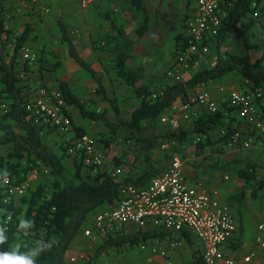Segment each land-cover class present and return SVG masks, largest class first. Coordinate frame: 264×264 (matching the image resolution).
Segmentation results:
<instances>
[{
  "label": "trees",
  "instance_id": "trees-1",
  "mask_svg": "<svg viewBox=\"0 0 264 264\" xmlns=\"http://www.w3.org/2000/svg\"><path fill=\"white\" fill-rule=\"evenodd\" d=\"M193 1L195 3V0H190L191 3ZM7 3L8 0H0V173L10 178L15 185L26 184L37 171H46L48 180L44 183L33 180L24 197L9 203L5 202L4 190L0 187V230L4 229V234L8 238L0 245V251L9 252L17 245L20 246L19 253L39 249L35 264H70L68 259L70 252L76 240L83 235L86 223L101 209L117 205L120 187L123 184L146 188L167 168L166 166L160 171L154 167L141 175L129 171L126 173L122 168H118V165L123 163L119 158L115 160L116 167L113 168L106 165L102 169L90 167L86 165V156L82 153L78 152L75 155L69 153L68 146L74 140L89 135L95 125L101 124L105 132H101L100 138L96 140L102 146L100 148L107 159L113 145L125 140L121 136H126L125 141L129 145L133 143L131 146L139 147L142 154L153 152L158 145L161 149L167 142L183 147L186 140L195 144L198 139L201 140L195 144L198 153L204 152L207 148L214 149L219 144L228 147L232 137L241 127L236 108L229 102H223L215 114L209 112L201 114L193 120L188 129L181 128L167 136L147 138L144 136L145 127L160 122L165 114L179 104L197 106L196 92L199 89L229 76H238L242 79V86L247 89L245 93L252 94L258 88H263L264 92V39L262 44H254L247 36L256 25L255 15L261 16L264 12L261 8L264 0H224L220 28L204 39L210 51L211 47L217 50L214 66L200 70L183 82L164 85L160 90L143 84V72L127 71L128 51L134 42L113 23L111 27L113 36L102 38L101 50L116 55L115 69L118 77L134 91L139 102V106L128 120L122 118L116 103L108 98L101 76L93 69L91 56L85 57L79 53L69 30L60 21L59 37L65 49L66 62L82 70L89 83L94 84L96 94L102 101L109 102L113 120L109 118V110L105 109L103 112L89 110L66 80L58 81L57 89L44 86L42 89L61 94L66 104L64 114L71 119L73 125L70 140L66 139V143L64 142L65 147L60 150L54 149L45 138L60 133L59 130L40 124L37 116L27 110L28 102L36 97L39 90L36 92L23 83L25 79L28 80V75L33 73V67L43 62V58L37 52V59L34 62L26 61L22 53L31 41L34 27L27 23L22 33L15 35L12 43L9 40L6 42L5 38L11 32L7 21ZM130 3L144 17L143 25L137 30L138 38L142 39L149 31V15L145 8V0H130ZM191 16L192 14H187L182 20V29L186 34L181 33L177 36L174 55L179 60L188 55L191 47V38L187 35V22ZM233 33L236 34L237 40L244 42L241 44L244 45V49L239 54L230 53L225 49ZM259 52L260 57L257 56ZM207 56L204 54L193 55L190 58L188 56L185 65L189 71H193L197 61ZM61 65L54 64L52 72L56 74V69ZM42 71L49 70L45 67ZM23 73L26 75L25 79L21 78ZM73 110L80 114L83 121L93 125H89V128L80 126L72 115ZM261 111L264 113V99ZM130 134L132 138H129ZM172 155L171 153V159ZM234 164L238 167L236 176L244 182L245 190H253L252 199L263 198L264 177L259 176L256 164L249 159H240ZM117 169L123 170L121 176H115ZM244 198L245 192L234 197L238 204ZM22 220L26 227H21ZM124 228H131V231L116 230L102 237V244L85 264H97L101 257L113 252L119 254L129 249L154 247L156 243L165 244L167 237L183 240L194 251L192 264H204L203 248L202 246L195 248V238L188 230L174 235L153 228L145 230L132 226ZM240 235L238 243L242 245L243 228ZM147 262L146 264H155Z\"/></svg>",
  "mask_w": 264,
  "mask_h": 264
},
{
  "label": "rangeland",
  "instance_id": "rangeland-1",
  "mask_svg": "<svg viewBox=\"0 0 264 264\" xmlns=\"http://www.w3.org/2000/svg\"><path fill=\"white\" fill-rule=\"evenodd\" d=\"M105 1L107 0H99L91 6L84 7L81 0H39V3L35 7H32L31 4H25V2L24 4H14L11 3V0H8L6 5L8 9L7 21L8 28L11 32L5 40L6 42L9 40V42L12 43L15 40V35L22 33L27 23L32 24L34 32L27 48H29L31 52H35V54L37 52L38 55L43 58V62L41 61L33 67V73L28 75V80L25 79L23 84L29 85L37 92L44 86L46 88L57 89V82L66 80L73 88L76 96L86 103L89 110L100 112H103L105 109L109 110V118L113 120V111L109 102L102 101V99L96 94L94 84L92 82L89 83V79L82 70L66 62L65 49L59 37V22L62 21L69 30L70 36L79 53L83 54L85 57L91 56L93 69L101 76L107 89L108 98L116 103L122 118L128 120L131 113L139 106V102L136 99L134 91L128 88L118 77L114 59L116 55L111 56V53L113 52H105L101 50V44H103L102 38L107 37L104 32L110 29V25L106 26L107 20L105 19V16L107 14L103 13L101 15L102 6ZM115 1H117L114 5L116 8L119 6L122 7L123 10L127 8L126 12L124 11L121 14V18L126 21V23H124L126 28L124 32H128L129 34H132L133 31L136 32L135 27L138 23V14L136 15L134 13L130 0ZM161 1L163 2L162 8H160L161 14L174 12L173 14L178 16L181 13L180 10L183 6L182 0ZM186 3L188 6H191L190 11L193 12L195 8L194 1L191 3L190 0H186ZM186 3L184 4L186 5ZM171 5L173 6L172 10L168 9ZM129 8H132L131 12L128 11ZM261 8L264 10V3L261 5ZM134 15H136L135 18ZM124 17H126V19H124ZM255 19L256 25L249 31L247 36L254 44H262L264 39V12H262L261 16L259 15ZM180 25L183 27L182 21ZM169 26H171V24L167 26L166 31H168L171 36L176 29L169 28ZM235 36V33L231 35L229 43L225 49L230 53L239 54L244 49V45H241L244 42L242 40H237ZM175 51L176 49L172 52V60H170V62L166 63L165 61L162 62L157 60L153 64L151 63V66L153 67L150 68V70H148L149 68L145 69L147 78L144 85H149L155 88V90H160L164 85L178 81L183 82L200 70L213 67L217 58V50L214 47H211L208 56L197 61L193 71H189L188 66L178 62L179 58L175 57ZM257 56L260 57L261 53H257ZM58 63H61L62 65L56 69L57 72L55 74L52 72L54 68L53 65ZM145 63L148 64L149 62L145 61ZM131 64L133 66L139 64L136 55L133 59L131 58ZM42 67L48 68L49 71L43 72ZM158 67L163 70L160 73L163 74V76L159 75L156 80L154 79L155 82H152L153 80L151 81L150 79L151 72ZM242 84L243 81L240 77L229 76L215 83V85L209 89V93L218 103L220 108L223 101L227 100L231 90L241 92L247 91ZM220 89H224L226 93H220ZM199 93L198 90L196 96ZM203 113H206V110L199 106L190 109L188 112L190 121H193ZM72 115L80 126L84 125L86 128H89V125H93L83 121L77 111L73 110ZM191 124L192 123H190V125ZM243 124L244 123L241 122V130L239 129L242 136L241 140L247 142H251L252 140L254 142L252 148H244L239 143L232 147L230 145L227 147L225 144H219L214 149L209 148L205 150L203 153V160H199L200 162L190 163L189 160L187 162L188 166L196 164L197 166L195 169L204 174H207L208 172V170L205 169L207 167L211 169L213 166H216L217 168L223 166V172H217L219 176L216 175V172H213L212 178H216L217 176V179H221L220 181L222 183H226L220 184L219 190L224 192V194H227L228 192L226 195L227 203L231 205L237 224V232L234 235L233 240L226 246L225 251L229 256L234 258H241L251 253L255 256L253 264H264V250L259 249L256 245L257 237L262 236V233L259 231V226L264 224V197L259 200L252 199L253 190H245L244 184H242L243 181L236 176L238 167L234 164V162L240 159H249L252 162L255 160V164L258 166L259 176L264 177V142L261 141V139L259 141V138L253 134L251 129L248 132H245L244 126L242 128ZM190 125L186 123L185 129H188L187 127H190ZM145 129L144 136L147 138L167 136L173 133L171 128L164 126L161 122L146 125ZM90 132L92 133L89 135L97 139L100 138L99 134L101 132H105V129L102 128L101 124H98L95 125L94 130H91ZM121 138L127 141L126 136H121ZM129 138H132V134L129 135ZM45 139L54 147V149L57 150L64 148L67 141V137L60 133L46 136ZM125 140H120L111 148L112 150L108 154L107 159L109 167H116L115 160L119 158L123 160V163L119 164L118 168H122L126 173L129 171L132 174L138 173L141 175L146 171H150L154 167L155 169L162 171L171 163V153L162 152L159 145L153 152L142 154L140 153L139 147L131 146L133 143L129 145ZM178 151H180L186 160L188 158L195 160L194 157L197 155L196 145L193 141L186 140L183 147H178ZM190 155H192V157H189ZM32 176L39 182L44 183L48 180L46 171H37L33 173L31 177ZM226 177L229 178V181H225ZM189 181V184H194L192 179H189ZM243 192H245V198L238 204L234 197L239 196ZM95 216L96 215H93L92 217L90 216V221L86 223L83 235L76 240L68 258L70 264L87 263L95 254L96 249L102 244V237L108 234V232H116V230L122 231L123 229L127 232L131 231V228L104 227L107 229L106 232H99L95 224ZM241 228L244 230L243 239H241L242 245L238 243V240L241 237ZM156 245L160 248L166 247V245L162 243H156ZM184 245V248L181 250L169 251L170 259L174 264L193 263L194 251H192L186 243H184ZM198 247L199 246H195V248ZM147 261H150L149 255L144 254L143 252L141 253L138 249H129L128 251L119 254L113 252L105 255L99 259L97 264H146L148 263Z\"/></svg>",
  "mask_w": 264,
  "mask_h": 264
},
{
  "label": "built area",
  "instance_id": "built-area-1",
  "mask_svg": "<svg viewBox=\"0 0 264 264\" xmlns=\"http://www.w3.org/2000/svg\"><path fill=\"white\" fill-rule=\"evenodd\" d=\"M14 4H31L35 7L39 0H11ZM99 0H81L84 7L91 6ZM224 0H195V8L191 18L187 22V35L191 38V47L188 55L180 58L181 64H186L188 56L210 53V47L204 39L214 34L221 25L222 6ZM255 17H258L256 14ZM26 61L34 62L37 59L35 52L29 48L23 49ZM25 79V73L21 74ZM220 93L225 94L224 89ZM225 98V97H224ZM264 99L263 88H258L252 94L231 90L227 100L236 108L237 116L247 125L253 134L264 142V113L261 111V103ZM196 104L206 108L209 113L215 114L219 110L218 103L212 95L205 91L196 97ZM66 104L57 91L41 89L34 99L28 102L27 110L37 116L38 122L52 126L70 140V132L73 130L71 119L64 114ZM190 106L177 105L165 114L160 122L173 131L181 129L182 122L190 121L188 112ZM238 131L232 137L230 146L239 143L242 147L250 149L254 142L241 140ZM201 142L198 139L196 143ZM99 142L90 135L82 136L74 140L69 146L70 154L78 152L86 156V165L98 169L105 167V157ZM164 152L173 155L171 163L164 172L154 178L146 188H138L133 185L123 184L120 187L117 205L113 208H104L95 215V224L100 232H106L104 227H136L140 230L148 228L179 234L188 230L201 243L203 248L204 264H253L254 254H247L241 258L229 256L225 248L233 240L237 232V224L232 209L221 203V195L218 191L197 189L189 184L186 174L187 160L178 151L175 143H164L161 146ZM175 152V153H174ZM122 169L115 171V176H121ZM33 176L23 185H15L10 178L0 173V187L4 190L6 203L26 195ZM228 180V178H227ZM262 236L256 239V245L264 250V224L259 226ZM166 247H142L144 254L150 256V262L155 264H173L169 251H178L184 248V241L167 237L164 241ZM159 258V259H158Z\"/></svg>",
  "mask_w": 264,
  "mask_h": 264
},
{
  "label": "crops",
  "instance_id": "crops-1",
  "mask_svg": "<svg viewBox=\"0 0 264 264\" xmlns=\"http://www.w3.org/2000/svg\"><path fill=\"white\" fill-rule=\"evenodd\" d=\"M117 3V1L115 0H107L105 1L102 6V13L101 15L107 14L105 16L106 21V26L110 25V29L107 30L105 33V35L109 36H113V31L111 29L112 24L114 23L116 26H118L119 28H121L123 31H125V24L126 21L123 20L121 18V14L125 11L126 9L123 10L122 7H118L116 8L114 5ZM183 6L181 8V13L177 16L174 15V12H170V13H163L161 14L160 8H162V4L163 2L161 0H145V8L147 10V13L149 15V31L146 33V35L142 38L139 39L137 36V30L143 25L144 23V17L142 14H140L139 12H137L134 8L133 11L134 13L137 15V24L135 27L136 32H132V34H129L128 32H124L128 38H131L134 42L133 47L128 51V62H127V71L129 72H133V71H141L143 72V76H144V81L143 84L146 83V78L147 75L145 73V69L149 68L148 70H150V68H152L153 66H151L155 61L160 60L162 62H170V60H172V52L174 49H176V45H177V33L178 35L181 33L186 34L183 31V27L180 25L182 19L185 17V15L187 14H192L193 12L190 11V7L188 6V4L186 3V0H182ZM186 3V5L184 4ZM131 4V3H130ZM132 6V5H131ZM172 5L168 7V9L172 10ZM195 7V6H194ZM105 8V9H104ZM118 9V10H117ZM132 9V8H131ZM131 9L129 8L128 11L131 12ZM189 9V10H188ZM188 10V11H187ZM185 11V12H184ZM187 12V14H186ZM176 13V12H175ZM109 15V16H108ZM136 15H134V18L136 17ZM124 19H126V17H124ZM171 24V26H169V28H175L176 31L172 33V35L170 36V34L168 33V31H166L167 26ZM115 55L114 53H111V56ZM135 55L138 58L139 64L137 65H132L131 64V58L133 59V57H135ZM116 57V56H115ZM158 57V59H157ZM115 59V58H114ZM145 61L149 62L148 64L145 63ZM152 63V64H151ZM159 66V65H157ZM163 70L160 69L159 67L157 69L152 70V74H151V81L155 82V80L157 79V77H159V75ZM155 79V80H154ZM161 81V80H160ZM159 81V82H160ZM151 84V83H148ZM215 84H212L208 87L205 88H201L199 89V92H210L209 89ZM149 86V85H147ZM196 106H190V109L195 108ZM203 108V107H200ZM206 110V112H208V110L206 108H203ZM241 121V120H239ZM193 121H188V122H182L181 128L185 129L186 128V123L190 125V123H192ZM242 122V121H241ZM243 123V122H242ZM244 126V131L248 132L250 130V128L248 126H245V124L242 125V128ZM189 128V127H187ZM241 128V127H240ZM241 130V129H240ZM209 149V148H207ZM205 149V150H207ZM204 150V152H205ZM197 155L195 158V160H193L192 158H188L187 161L189 160V162H200L199 160H203V153H198V151L196 150ZM189 157H192V155H190ZM219 157V156H218ZM255 161V160H254ZM253 161V162H254ZM255 163V162H254ZM106 166H108V164L106 163ZM197 165L192 164V166H188V163L186 165V174L188 176V179H192L194 181V184H190V186L197 188V189H204L207 191H218L221 195V203H223L224 205H228L231 207V205L229 203H227V199H226V195L228 194H224V192H221L219 190L220 184H226V183H222L220 180L221 179H217L218 173L224 170L223 166H220L219 168H217L216 166L211 167V169H209V167L205 168L208 170L207 174H204L203 172L200 173L199 170L195 169ZM203 166H207V165H203ZM258 169V166H257ZM213 172H216V178H212V174ZM128 173V172H127ZM35 178V177H34ZM32 178V179H34ZM228 177L225 178V181H229V178L227 180ZM190 182V181H189ZM242 184H244V182H242ZM195 238V242H196V246H202V243L194 236ZM159 259V258H158Z\"/></svg>",
  "mask_w": 264,
  "mask_h": 264
},
{
  "label": "clouds",
  "instance_id": "clouds-1",
  "mask_svg": "<svg viewBox=\"0 0 264 264\" xmlns=\"http://www.w3.org/2000/svg\"><path fill=\"white\" fill-rule=\"evenodd\" d=\"M21 227L27 225L22 220ZM5 230H0V245L4 244L8 239L4 234ZM19 245L9 252L0 251V264H35V257L38 255L39 249L31 250L27 253H19Z\"/></svg>",
  "mask_w": 264,
  "mask_h": 264
}]
</instances>
